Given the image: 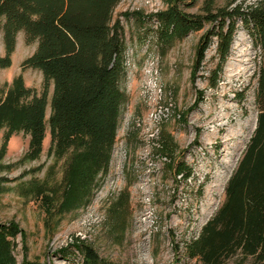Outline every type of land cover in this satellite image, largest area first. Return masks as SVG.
I'll return each instance as SVG.
<instances>
[{
    "label": "rangeland",
    "instance_id": "rangeland-1",
    "mask_svg": "<svg viewBox=\"0 0 264 264\" xmlns=\"http://www.w3.org/2000/svg\"><path fill=\"white\" fill-rule=\"evenodd\" d=\"M257 2L216 0L214 8ZM172 5L202 14L201 0H119L110 12L108 26L121 33L122 70L113 141L100 170L82 163L81 137L62 154L50 144V83L37 157L26 155V134L8 136L0 127V264H78L82 245L105 264H201L188 246L223 202L255 128L259 52L236 20L225 60L211 39L196 68L211 25L178 26ZM35 46L15 35L1 89L20 76L40 93L41 73L21 68ZM235 263L264 260L237 252L221 262Z\"/></svg>",
    "mask_w": 264,
    "mask_h": 264
},
{
    "label": "trees",
    "instance_id": "trees-1",
    "mask_svg": "<svg viewBox=\"0 0 264 264\" xmlns=\"http://www.w3.org/2000/svg\"><path fill=\"white\" fill-rule=\"evenodd\" d=\"M119 0H0V30L4 55L0 68L10 65L15 35L22 32L34 51L22 69L38 70L43 79L35 94L20 76L7 89L0 88V127L7 135L20 131L28 136L26 155L41 151L45 134L44 111L49 83L47 128L49 142L58 154L74 143L82 150V163L94 171L106 162L112 145L118 110V82L122 70V38L108 26L110 12ZM216 0H201L202 14L179 12L170 6V20L180 27L202 22L211 27L196 50L195 67L203 59L211 39L224 61L239 20L259 52L254 103L255 128L229 176L224 198L214 216L188 246V255L201 264H221L239 252L264 260V0L245 10L214 8ZM238 0H226L232 5ZM78 264H105L89 247H79ZM238 264V263H235Z\"/></svg>",
    "mask_w": 264,
    "mask_h": 264
}]
</instances>
